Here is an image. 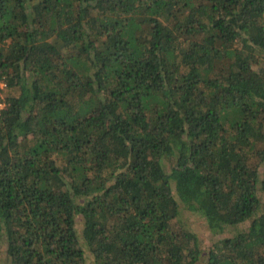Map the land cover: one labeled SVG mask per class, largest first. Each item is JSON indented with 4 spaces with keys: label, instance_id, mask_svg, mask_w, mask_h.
I'll return each mask as SVG.
<instances>
[{
    "label": "trees",
    "instance_id": "trees-1",
    "mask_svg": "<svg viewBox=\"0 0 264 264\" xmlns=\"http://www.w3.org/2000/svg\"><path fill=\"white\" fill-rule=\"evenodd\" d=\"M0 79V260L264 264V0H0Z\"/></svg>",
    "mask_w": 264,
    "mask_h": 264
},
{
    "label": "rangeland",
    "instance_id": "rangeland-1",
    "mask_svg": "<svg viewBox=\"0 0 264 264\" xmlns=\"http://www.w3.org/2000/svg\"><path fill=\"white\" fill-rule=\"evenodd\" d=\"M178 221L187 228L195 231V233L201 240V246L204 253L203 257H205L208 254L209 249L213 246L215 242H219L228 236H232V233H234L235 231V228H230L226 232V234H214L204 220H201L198 217L188 212H185V214L183 213L178 219ZM243 229H245V227L241 226L237 230H243ZM0 247H2L3 249L2 245H0ZM5 259L6 258L0 260V264H7V261ZM199 264H204V259Z\"/></svg>",
    "mask_w": 264,
    "mask_h": 264
},
{
    "label": "built area",
    "instance_id": "built-area-1",
    "mask_svg": "<svg viewBox=\"0 0 264 264\" xmlns=\"http://www.w3.org/2000/svg\"><path fill=\"white\" fill-rule=\"evenodd\" d=\"M6 89H7L6 83L0 79V116L7 107L6 96H5Z\"/></svg>",
    "mask_w": 264,
    "mask_h": 264
}]
</instances>
